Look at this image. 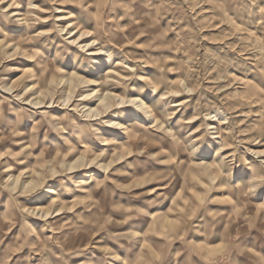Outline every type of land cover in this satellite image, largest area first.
Segmentation results:
<instances>
[{"label": "rangeland", "instance_id": "obj_1", "mask_svg": "<svg viewBox=\"0 0 264 264\" xmlns=\"http://www.w3.org/2000/svg\"><path fill=\"white\" fill-rule=\"evenodd\" d=\"M0 264H264V0H0Z\"/></svg>", "mask_w": 264, "mask_h": 264}, {"label": "bare ground", "instance_id": "obj_2", "mask_svg": "<svg viewBox=\"0 0 264 264\" xmlns=\"http://www.w3.org/2000/svg\"><path fill=\"white\" fill-rule=\"evenodd\" d=\"M72 37V36H71ZM76 40V39H75ZM81 42H82V40H81ZM86 47V46H85ZM90 48V47H89ZM255 153H257V152H255Z\"/></svg>", "mask_w": 264, "mask_h": 264}]
</instances>
